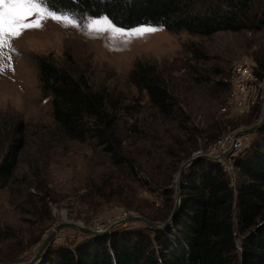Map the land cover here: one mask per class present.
Wrapping results in <instances>:
<instances>
[{
    "label": "rangeland",
    "instance_id": "1",
    "mask_svg": "<svg viewBox=\"0 0 264 264\" xmlns=\"http://www.w3.org/2000/svg\"><path fill=\"white\" fill-rule=\"evenodd\" d=\"M258 5L264 10V0ZM48 10L67 14L76 23L41 21L32 14L26 22L40 21L41 27L25 28L0 43V158L14 136L20 133L25 140L13 176L6 183L0 180L1 263L32 257L63 220L105 229L130 213L153 221L165 219L176 196L166 195L164 188L175 190L182 162L198 150L207 152L224 133L249 126L262 115L264 97L257 102L261 109L253 112L255 104L249 112L238 113L228 104L225 83L237 63L264 61V27L200 35L164 25L125 28L106 15L78 17ZM102 17L118 31L108 25L89 27ZM146 28L155 30L138 31ZM37 55L50 56L92 90L120 97L112 130L125 162L116 163L93 138L64 134L53 115L51 96L42 92ZM139 60L157 65L177 100L176 115L160 113L146 90L131 80ZM16 124L23 131L18 133ZM245 136L242 150L225 158L233 183L238 173L235 157L257 133ZM140 225L145 224L137 220L119 227ZM87 235L65 225L47 248L74 245ZM15 254L16 260H8Z\"/></svg>",
    "mask_w": 264,
    "mask_h": 264
},
{
    "label": "trees",
    "instance_id": "2",
    "mask_svg": "<svg viewBox=\"0 0 264 264\" xmlns=\"http://www.w3.org/2000/svg\"><path fill=\"white\" fill-rule=\"evenodd\" d=\"M46 6L78 17L106 15L125 28L153 24L210 35L264 27L258 0H47ZM257 64L263 77L264 61L258 59ZM37 65L42 92L51 96L53 115L64 134L93 138L116 163L125 162L112 130L120 97L92 90L48 55H37ZM130 78L146 90L160 113L177 114V100L156 64L139 60ZM225 84L230 87V82ZM16 129L23 131L22 125ZM255 132L256 139L235 157L236 183L219 160L199 157L187 167L180 208L168 227L121 226L89 234L74 245L49 246L34 264H264V124ZM24 144L19 133L0 158L4 183L13 176ZM164 190L166 195L175 193L173 186Z\"/></svg>",
    "mask_w": 264,
    "mask_h": 264
},
{
    "label": "water",
    "instance_id": "3",
    "mask_svg": "<svg viewBox=\"0 0 264 264\" xmlns=\"http://www.w3.org/2000/svg\"><path fill=\"white\" fill-rule=\"evenodd\" d=\"M263 124H264V103L262 105L261 118L257 122H255L249 126L234 130L233 134L236 137L239 135L249 134V133L255 132L258 129H260L263 126ZM231 153H232V146H229V148L221 154H211L208 152H203L202 150H198L193 155H191L186 160H184L182 162L180 168H179V172H178L177 179H176V185H175V196L176 197H175V202H174L173 208H172L171 212L169 213V215L163 220L153 221L145 215H142L139 213H130V214H126L125 216L113 221L105 229L86 226L84 224H79L77 221H74V220H63V221H60L46 235V237L42 241L40 247L37 249V251L35 252V254L32 257H30L29 259H26V260H22V261L3 262V263L0 262V264H34V263H36L37 261H39L42 258L44 251L46 250L48 244L50 243L52 238L55 236V234L57 233L59 228L65 226V225H70V226L79 228V229L83 230L84 232H87L90 235L103 234V233L109 232V231L119 227L121 224H124L126 222H131V221H137V220L143 222L146 226H148L149 228L154 229V230L168 227L169 225H171L173 223L174 217L180 208L181 199H182V181H183V176H184V173H185L187 167L189 165H191L199 157H206V158H210V159L223 161V159L225 157H227L228 155H231Z\"/></svg>",
    "mask_w": 264,
    "mask_h": 264
},
{
    "label": "built area",
    "instance_id": "4",
    "mask_svg": "<svg viewBox=\"0 0 264 264\" xmlns=\"http://www.w3.org/2000/svg\"><path fill=\"white\" fill-rule=\"evenodd\" d=\"M256 67L257 63L255 60H244L234 66L230 75L228 104L232 105L238 113L249 112L257 104L260 97H264V76L262 77L258 74ZM225 109L226 107H223V110ZM245 138V135L234 136L233 131L224 133L211 145L207 152L221 154L229 146H232L231 155L237 154L244 147ZM225 158L222 162L227 164ZM97 228L102 229L103 227Z\"/></svg>",
    "mask_w": 264,
    "mask_h": 264
},
{
    "label": "snow or ice",
    "instance_id": "5",
    "mask_svg": "<svg viewBox=\"0 0 264 264\" xmlns=\"http://www.w3.org/2000/svg\"><path fill=\"white\" fill-rule=\"evenodd\" d=\"M47 0H0V37H4L0 43H7L8 36H19L25 28L41 27L40 21H28L32 14H37L42 21L45 18L61 20L65 23L75 24L76 21L67 14L57 15L49 11L46 7ZM108 25L113 31H118L107 19L102 17L99 20H92L89 27ZM106 30V29H101ZM155 29L146 28L138 31H154Z\"/></svg>",
    "mask_w": 264,
    "mask_h": 264
}]
</instances>
